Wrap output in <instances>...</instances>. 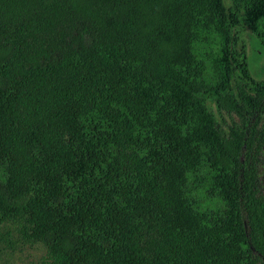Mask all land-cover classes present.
<instances>
[{"label": "trees", "instance_id": "obj_1", "mask_svg": "<svg viewBox=\"0 0 264 264\" xmlns=\"http://www.w3.org/2000/svg\"><path fill=\"white\" fill-rule=\"evenodd\" d=\"M240 18L264 47V0H0V227L36 264H264V79L225 66L227 129L197 87V28Z\"/></svg>", "mask_w": 264, "mask_h": 264}, {"label": "rangeland", "instance_id": "obj_2", "mask_svg": "<svg viewBox=\"0 0 264 264\" xmlns=\"http://www.w3.org/2000/svg\"><path fill=\"white\" fill-rule=\"evenodd\" d=\"M211 0H202L204 6ZM223 4L228 6L230 0H222ZM209 28H197L198 37L195 40L194 50L197 59L205 63V71L198 80V89L201 96L208 98L209 112L214 118L227 129L232 125L233 119L228 115L219 112L216 109L215 97L217 92H222V85L227 81L224 77L226 65L234 66L239 63L242 72L238 71L237 81L252 84L264 79V47L261 39L257 38L253 31L240 18L239 24L235 26L228 36L223 37L222 25ZM225 49L234 53L236 59L229 60L221 52ZM228 52V54H229ZM237 65V64H236ZM235 122L239 121L235 119ZM260 183L264 188V157L259 167ZM207 175L199 172L190 179V195L197 205L202 209H216L217 203L208 197ZM44 249L41 245L30 243L21 238L12 227H0V264H36L44 255Z\"/></svg>", "mask_w": 264, "mask_h": 264}]
</instances>
